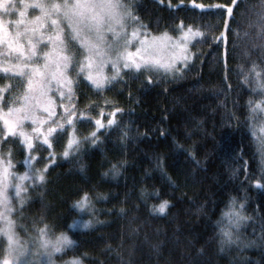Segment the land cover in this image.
Listing matches in <instances>:
<instances>
[{"label":"trees","instance_id":"trees-1","mask_svg":"<svg viewBox=\"0 0 264 264\" xmlns=\"http://www.w3.org/2000/svg\"><path fill=\"white\" fill-rule=\"evenodd\" d=\"M127 2L154 35L200 31L194 60L177 77L132 72L104 90L84 83L73 92L80 103L112 101L121 111L96 146L82 143L27 186L15 214L20 238L45 225L71 234L62 258L83 264H264V162L251 112L264 100L252 72L255 65L264 81V0ZM48 149L35 147L39 169ZM85 193L91 212L73 206ZM233 198L248 219L241 242L222 247ZM164 201L166 211L154 213ZM85 221L92 226L72 229Z\"/></svg>","mask_w":264,"mask_h":264},{"label":"snow or ice","instance_id":"snow-or-ice-1","mask_svg":"<svg viewBox=\"0 0 264 264\" xmlns=\"http://www.w3.org/2000/svg\"><path fill=\"white\" fill-rule=\"evenodd\" d=\"M97 2L98 0H74V2L69 3L68 0H64L63 4H45L41 0H33L32 3H28L26 0H18V2L17 0H0V12L3 15H18V18L14 21L5 22L0 19V48L7 50L6 54L0 52V56L4 57V60L15 59L17 61L16 64L9 67H4L3 61H0V73L16 78L18 81L16 87L22 90L20 93L12 95L11 86L0 89V105L4 103V93L8 92L10 95L6 115L2 107H0V122L4 125V133L8 136L19 137L21 144L29 151L35 148L33 136L37 134L42 137L41 143L49 148L51 147L52 139L59 141L62 138V134L68 135L66 148L62 153L64 158L78 153L81 144L84 142L90 143L91 146H96L99 142L96 132L84 136L83 139L76 135L75 124L79 121L74 103L71 104L70 108L63 104L58 105V107H63V112L57 119V113L53 107L54 101L49 98L50 94L53 93L54 87L55 93L61 101H71L75 98L72 89L73 81L68 75L70 71L76 72L77 76L83 75L85 80L100 90L106 84L117 81L116 77L108 81L99 70L96 60L97 55H99L97 45L89 40L85 34V28L95 13V8L89 6ZM99 2L111 3V0H99ZM129 7L131 8L130 5ZM29 9L39 10L40 15L35 16L34 19H29ZM227 11L231 13L232 10L229 8ZM53 17H58V19H53ZM127 19L133 25H139V28L145 27L139 23L132 10L127 12ZM61 20L66 21L67 26L70 28L67 40L63 36L64 29L61 27ZM10 26L14 27V34L10 31ZM49 28H51L53 34L47 35V39H45L46 30ZM190 34L192 36L200 35L199 32L193 33L192 29L189 28L187 32H182L181 37L175 41L167 32L161 33L159 36H151L149 39V33L139 32L137 28L129 32L128 27H126L123 33V48L115 54L114 58H110V62L116 69L117 76L121 79V71L123 69L135 70V72L141 74L161 69L169 73L174 72L177 70V61H186L188 59L183 53L187 51L186 45ZM72 41L78 42L80 49L83 51H73L74 45L71 43ZM134 41L139 46L132 51L131 48L134 46ZM168 47L176 49L178 52L170 60L164 61L159 58V54ZM43 49L48 50L44 51ZM255 67L254 65L252 72L254 73L253 79L256 87L264 90V81L260 80V73L256 72ZM244 82H248V76H245ZM17 101H19V107L14 106ZM106 103L109 105L113 104L112 101H106ZM249 104L251 105L252 101H249ZM257 110L264 113V108L261 107L260 103H256L251 108L253 114ZM120 111L117 107L114 112L108 114L112 118L108 120L107 125L101 119H95V126L98 129L111 128L116 124L114 119L116 113ZM41 112L49 119L41 120L37 115V113ZM101 115H103L102 112ZM83 119L92 120L91 117H83ZM25 121H31L33 126L31 135L22 130ZM43 125L48 126L45 129L42 127ZM52 125L56 126L53 127ZM65 125L72 129L70 135L65 131ZM261 131L264 132V127L261 128ZM124 136L127 137L126 132ZM258 150L261 153L262 162H264V136L259 138ZM49 158L51 159V156ZM30 160L31 158L29 157L25 164L29 167L31 175H29V172H25L24 175L18 177L19 184L11 185L16 190V197H21L24 181L32 180L39 183L44 181L41 171L31 168ZM11 167L10 157L7 163L0 162V208L3 209L0 212V221L3 223V227L0 228V235L7 237L9 252L24 256L27 253V249L16 236L14 222L10 219L12 208L7 190L10 186L8 182L9 176L14 175L9 171ZM112 171L114 175H119V169L116 165L112 166ZM20 203L23 204L24 199H20ZM73 206L81 211L84 209H88L89 212L92 211V202L87 193L76 201ZM167 207L168 202L164 201L158 206H154L153 212L163 214ZM243 208L244 205L240 204L237 206L236 200L233 198L229 205V211L224 213L228 224L220 228V243L222 247L225 244L231 245L241 242L239 236L234 234V230L238 233L241 224L248 219L242 214ZM91 223V221L84 223L83 228H89ZM21 228L27 233V229H24L23 226ZM35 232V236L28 235V242L43 249V253L48 256L47 264H51L52 255L62 252L65 247L73 244V241L63 234L57 236L55 240L48 238L47 225L42 228H35ZM17 264H32V262L29 260L20 262L18 260ZM66 264H81V261L73 259L67 261Z\"/></svg>","mask_w":264,"mask_h":264},{"label":"rangeland","instance_id":"rangeland-1","mask_svg":"<svg viewBox=\"0 0 264 264\" xmlns=\"http://www.w3.org/2000/svg\"><path fill=\"white\" fill-rule=\"evenodd\" d=\"M17 2H18V0H17ZM26 2L32 3L33 0H26ZM41 2H43L45 4H51V3L63 4L64 0H41ZM68 2L72 3V2H74V0H68ZM188 4L193 6V7L204 9L202 6L196 5L199 3H196V4L195 3H188ZM131 10L133 12V15L135 16L132 7H131ZM37 15H40L39 10H34V9L28 10V18L29 19H34L35 16H37ZM17 18H18V15L5 16V15H3L2 12H0V19H3L5 22L14 21ZM53 19H58V17H53ZM60 23H61V27L64 29L63 36L67 40L68 33L70 32V28L67 26L66 21L61 20ZM134 28L139 29V32L149 33L150 34L149 39L151 38V36H159V35H154V34L150 33L144 27L139 28V25H133L131 21H128V31L131 32ZM189 28H191V27L182 25L177 30L176 35L172 34V33H168V35L173 38V41H175L181 37L182 32H187ZM191 29H192L193 33L199 32L200 35L199 36H192L191 34L189 35V39H188V42L186 45L187 51L185 53H183V55H186L188 57V59L186 61H184V60L177 61V63H176V69L177 70L174 72L169 73V72L163 71L162 69L159 71H153V72L164 73V74H167L171 77H177V76H180L182 74V72L184 70H186L192 64V62L194 60V56H193V52H192V44L196 39L201 37V32L198 31L197 29H193V28H191ZM10 31H12V33L14 34L15 29L13 26H10ZM50 34H53L51 28L46 30L45 39H47V35H50ZM141 38H143V37H141ZM71 43L74 45L73 51H76V50H79L80 52L83 51L82 49H80L78 42L72 41ZM133 43H134V46L131 48L132 51L135 50V47L139 46L138 44L135 43V41ZM43 50L47 51L48 49H43ZM0 52H4L6 54L7 50L4 48H0ZM177 52H178V50L173 49L171 47H168L167 49H165L164 51H162L159 54V58H161L164 61H168V60H170V58L173 55L177 54ZM0 61H3L4 67H9V66L17 63V61L15 59L4 60V57H2V56H0ZM41 63H42V61H41ZM132 72L137 73V72H135V70L123 69L122 70V79L117 78V81H115L111 84H106L102 90L108 88L110 85H112L114 83H117V82L124 80L126 75H128L129 73H132ZM68 75L71 77V79L73 81V84H72L73 92H76V90L80 91L82 88V87L80 88V86H82L84 83H88L90 86L95 88L93 85H91V83L89 81H87L83 78V75L77 76L76 72H74V71H70L68 73ZM17 83H18L17 79L12 77L11 75H6L3 73H0V89L5 88L6 86H11L12 95H16L22 91L21 89H18L16 87ZM98 90H100V89H98ZM74 97L75 98L72 99L71 101H69V100L61 101V99L55 93V87L53 88V93H51L49 96V98L54 101L53 107L57 113V117H56L57 119L61 115L60 111H62L61 110L62 107H58V105L63 104V105L68 106L70 108L72 103H74L76 105L78 121L80 118H83V117H91L92 118L91 121L88 120L86 122H77L75 124V132H76V135L80 139H83L84 136H88L92 132H96L97 137L99 139V136H100L102 131L111 129L115 125L114 124L111 128H100V129H98L94 124V120L95 119H101L102 122L105 125H107L108 120L112 118L108 114L111 112H114L116 110V108L118 107L117 105H109L106 102L105 103H99V101H97V100H92L89 102L80 103V100H79L80 94L78 92ZM9 99H10L9 93L5 92L4 93V103H3V105H0V107H2L5 115L7 114L8 100ZM260 104H261V107L264 108V100ZM95 105H98L99 107H91L90 108V106H95ZM14 106L19 107V101H17ZM101 112L103 113V115H101ZM37 115L39 116V118L41 120H48L49 119L42 112L37 113ZM255 117L256 118H255L254 133L256 135L257 141L259 142V138L264 136V132L261 131V128L264 127V113L257 110V112L255 113ZM116 118H117V115L114 117L115 121H116ZM47 126L48 125H43L42 127L46 129ZM52 126L55 127L56 125H52ZM32 127L33 126L31 125V121H25L24 127L22 130L25 133L31 135L32 134ZM86 128L89 130H86ZM3 130H4V125L2 122H0V162L7 163L9 161V157H10V163H11L12 167L10 168L9 171L12 174H14L12 176H9L8 182H9L10 186L7 190V195L11 201V208H12V213L10 214V219L14 222V225H15L14 230H15L16 236L20 239L21 244L27 249V253L24 256H18L17 253L9 252L8 251L7 237L0 235V264H17L18 260L20 262H22L24 260H29L32 262V264H47L48 256L43 253V249H40L37 245H34L33 243L28 242V241H24L23 239L20 238L19 233L17 231V218H15L18 203L20 206H22L27 200V194H25L27 186L29 184H33L36 181L26 180L23 182L21 197H16V195H15L16 190L11 185L19 184L20 181L18 180V177L21 175H24L25 172H29V175H31V172L29 171V167L25 164V161L29 157L31 158V160H30L31 168L41 171L42 175L44 176V173H45V170H43L44 167H46L45 169L47 170L50 167V165H53L57 161L56 159L64 158L62 156V153L66 148V142H67V139L69 138V136L62 134V137L65 136V138H61L59 141H57L55 139L51 140V147L49 148L50 150L49 149H48V151L46 150L47 154H44V160H45L44 165L42 166V168H40L42 170H40L39 169L40 163H38L40 158L36 154L35 148H34V150H31V151L27 150L26 147L21 144L19 137L8 136L6 133H4ZM65 131L70 135L72 132V129L69 128L67 125H65ZM41 141H42V137H40L38 134L33 136V142H34L35 147L36 146H42L43 144L41 143ZM56 144H59V145L56 146ZM43 146H45V145H43ZM81 146H82V144H81ZM46 147H48V146H46ZM54 148L55 149L57 148V150L59 152L58 153L54 152ZM22 153L24 154V157L21 156ZM50 156H51V159L49 158ZM20 199H24L23 204L20 203ZM2 211H3V209L0 208V212H2ZM83 211H86V209H84ZM242 225H246V222L241 224L238 233H236L234 230L235 235H239L242 233V231H243ZM2 227H3V223H2V221H0V228H2ZM82 227H83V224H79V222H77L76 224L73 225L72 229L75 230V229L82 228ZM59 235L60 234H55L53 232L48 231V238H50L52 240H55V238ZM68 235L70 236V240H72L71 234H68ZM72 245L65 247L62 252L55 253L54 255H52L51 264H66L67 261H70V260L63 259L62 257H63L64 252L68 248H70ZM71 260H73V259H71ZM81 264H83L82 261H81Z\"/></svg>","mask_w":264,"mask_h":264},{"label":"clouds","instance_id":"clouds-1","mask_svg":"<svg viewBox=\"0 0 264 264\" xmlns=\"http://www.w3.org/2000/svg\"><path fill=\"white\" fill-rule=\"evenodd\" d=\"M89 7H94L95 13L85 28V34L97 45L99 55L96 60L99 70L108 81H111L114 77H119L110 58H114L115 54L123 48V33L128 27L127 12L131 11V8L127 0H111V3L98 0ZM88 222L85 221V223ZM91 226L92 224L89 225ZM61 234L70 239L66 232Z\"/></svg>","mask_w":264,"mask_h":264}]
</instances>
